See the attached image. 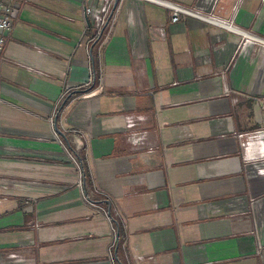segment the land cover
Segmentation results:
<instances>
[{
    "label": "crops",
    "instance_id": "obj_1",
    "mask_svg": "<svg viewBox=\"0 0 264 264\" xmlns=\"http://www.w3.org/2000/svg\"><path fill=\"white\" fill-rule=\"evenodd\" d=\"M102 1L18 0L0 52V264H264V0H169L213 18L176 22L114 0L96 49L85 7ZM112 229L110 259L82 246Z\"/></svg>",
    "mask_w": 264,
    "mask_h": 264
},
{
    "label": "built area",
    "instance_id": "obj_2",
    "mask_svg": "<svg viewBox=\"0 0 264 264\" xmlns=\"http://www.w3.org/2000/svg\"><path fill=\"white\" fill-rule=\"evenodd\" d=\"M113 1L114 0H103L102 4L98 7L88 6V5L85 7L86 14L91 15V17L93 18V22L95 24L94 35L90 38L89 43L92 47H95L96 49L101 48V46L108 40V38L111 36V34L113 33L115 29L117 17L120 12V8L114 7ZM145 1H149L152 3L158 4L160 6L171 8L172 9V20L174 22L180 19L181 14L196 15L198 17L205 18L208 20L213 19V18L203 16L198 12L185 8L169 0H145ZM19 8H20V3L18 2V0H0V52L5 47L6 35L13 28V19ZM225 26L230 28L233 25L226 24ZM94 78L95 77H94L93 70H90L89 78L85 82H83L81 85H79L77 89L89 87L93 83ZM72 89L73 88H67L66 91L68 92L69 90H72ZM255 100L264 118V95L255 98ZM2 102L3 100L0 97V106ZM50 121L53 123L54 118H51ZM256 133L257 134L259 133V135L262 136L264 139V126L258 127V129H256ZM261 147L264 149V140L261 143ZM80 149H81L80 146L76 147L74 145L69 144L68 149H67V156H68V159L72 161L73 164L77 168L79 186L83 190H86V192L88 193V197L90 199L96 195L97 190L96 188L94 189L87 188L89 184V181H88L89 179L86 173L83 159L81 157ZM109 215L110 217L114 219H117L120 216L119 211H117L116 209L112 210ZM111 232L113 233V236H114L113 244L116 246V244L119 241V235L116 230L112 229Z\"/></svg>",
    "mask_w": 264,
    "mask_h": 264
},
{
    "label": "rangeland",
    "instance_id": "obj_3",
    "mask_svg": "<svg viewBox=\"0 0 264 264\" xmlns=\"http://www.w3.org/2000/svg\"><path fill=\"white\" fill-rule=\"evenodd\" d=\"M93 198H95V197L93 196ZM65 241H66L65 244H68V238L65 239ZM56 242L57 243H52V244H55V245H52V246H56V244L59 243L58 241H56ZM113 243H114L113 235H109V236H107L105 238H101V239H99V238L86 239L85 241L82 242V246H85V247L88 246V249L90 251L95 250V249H98L99 251H103L104 250L105 251V256H107V259H110L111 258V253L113 255V252L116 251V248L114 247L115 245ZM107 247L109 248V250L107 249ZM98 250H96V251H98ZM66 251L67 252H65V256L68 257V247H67ZM63 256H64L63 254L59 255V257H63ZM128 259H126V261ZM123 261H125V260L123 259Z\"/></svg>",
    "mask_w": 264,
    "mask_h": 264
},
{
    "label": "bare ground",
    "instance_id": "obj_4",
    "mask_svg": "<svg viewBox=\"0 0 264 264\" xmlns=\"http://www.w3.org/2000/svg\"><path fill=\"white\" fill-rule=\"evenodd\" d=\"M213 21V20H212ZM232 27V26H231ZM235 30V29H234Z\"/></svg>",
    "mask_w": 264,
    "mask_h": 264
}]
</instances>
